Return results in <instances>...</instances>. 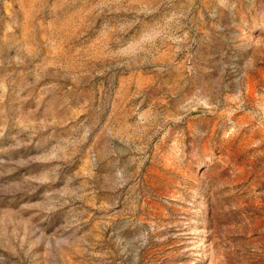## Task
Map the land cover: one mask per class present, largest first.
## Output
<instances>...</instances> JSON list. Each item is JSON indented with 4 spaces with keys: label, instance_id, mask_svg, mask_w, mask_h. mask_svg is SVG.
I'll use <instances>...</instances> for the list:
<instances>
[{
    "label": "rangeland",
    "instance_id": "374dc122",
    "mask_svg": "<svg viewBox=\"0 0 264 264\" xmlns=\"http://www.w3.org/2000/svg\"><path fill=\"white\" fill-rule=\"evenodd\" d=\"M0 264H264V0H0Z\"/></svg>",
    "mask_w": 264,
    "mask_h": 264
}]
</instances>
